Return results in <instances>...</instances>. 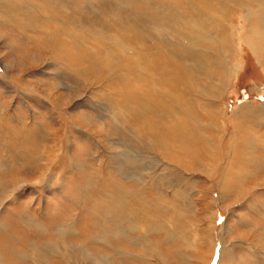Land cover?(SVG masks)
Listing matches in <instances>:
<instances>
[{"label": "rangeland", "instance_id": "374dc122", "mask_svg": "<svg viewBox=\"0 0 264 264\" xmlns=\"http://www.w3.org/2000/svg\"><path fill=\"white\" fill-rule=\"evenodd\" d=\"M238 1L216 0L228 5L214 51L164 23L165 6L197 16L184 0H0V264H264V64L243 47L253 18ZM65 27L76 33H62L65 45L48 38ZM164 46H176L183 74L175 86L166 76L144 115L148 72L129 62L167 57ZM186 111L198 121L195 154L178 136L164 149L152 132L159 119L190 129Z\"/></svg>", "mask_w": 264, "mask_h": 264}, {"label": "bare ground", "instance_id": "6f19581e", "mask_svg": "<svg viewBox=\"0 0 264 264\" xmlns=\"http://www.w3.org/2000/svg\"><path fill=\"white\" fill-rule=\"evenodd\" d=\"M150 0H147V2H149ZM182 1V0H181ZM238 1V0H237ZM240 1V0H239ZM238 1V2H239ZM26 2V1H25ZM28 2V1H27ZM128 2V1H127ZM236 2V4L238 3ZM136 3V2H135ZM17 4V3H16ZM155 4V3H154ZM235 4V6H236ZM30 5V4H29ZM178 5V4H177ZM183 5V4H182ZM228 5L227 3H224L220 4V6L222 7V10L217 7V4H216V0H184V6H186V8L188 7L189 10H192L193 13L195 12V14H197V16H187L186 14H184V10L183 9H178V7H171V6H165L163 7L165 10H166V14H163V21L166 20L165 16H169V17H173V19L175 20V23L172 22V27H174V31H172V34L174 33L176 36L178 35V37L182 36L188 41V42H191V41H195L196 45L199 46V47H202L203 44H206L204 45V48L206 49H210V50H216L215 49V45H213V43L215 42L216 45L217 43L220 45H223V42L226 41V38L225 36L220 33V31L218 29H220V27H222L221 25H224L226 23L225 21V17L220 15L219 13L223 12V7ZM241 9H243L244 11H246L248 13V15L250 17H252L253 19H248L247 20V25L244 26V30L245 32H248V35H245L243 36L242 34L239 35V37L242 39V41L245 42V45L246 46H243V47H246L247 49V52L254 58V60L256 61H263V64H264V18H263V15H264V0H248V2L245 1V3H238L237 4ZM33 6V5H32ZM138 6V5H137ZM146 9H149L150 10V3H144V5ZM174 6V5H173ZM34 9V8H33ZM240 10V9H239ZM56 11V10H55ZM118 11V10H117ZM151 11V10H150ZM235 11V10H234ZM236 12V11H235ZM234 12V13H235ZM117 13V12H116ZM147 14L144 13V16L147 18V20H150L149 22L150 23H155V26L157 24V22L155 21V16L154 14H152V12H148L146 11ZM149 14V15H148ZM174 14V15H172ZM194 14V15H195ZM219 14V15H218ZM151 15V16H150ZM153 15V16H152ZM236 15V14H235ZM217 16V17H215ZM149 17V18H148ZM213 17V18H211ZM224 17V18H223ZM234 17V16H233ZM227 19V17H226ZM229 19V18H228ZM67 21V20H66ZM72 22V21H71ZM167 22L168 21H164V23L167 25ZM68 23V21H67ZM66 23V25H67ZM70 23V22H69ZM162 23V22H161ZM72 24V23H71ZM133 23H130V26L127 25V33L128 32H135V28L132 27ZM135 24V23H134ZM43 25V24H42ZM51 25V24H50ZM48 25V26H50ZM65 25V26H66ZM44 26V25H43ZM54 26V25H53ZM57 26V25H56ZM68 26V25H67ZM163 26V25H162ZM165 26V25H164ZM171 26V25H170ZM58 27V26H57ZM64 27V26H63ZM62 27V28H63ZM88 27V26H87ZM46 28V27H45ZM81 28V27H80ZM51 29V28H50ZM55 28L51 29V32H47L49 34V39L50 40H54V41H57V42H62L65 43L66 42V38L64 36H62L63 34L62 33H66L67 35H75V31L73 28L71 27H68V29H66V27L61 30L58 31V30H55ZM57 29V28H56ZM169 30V29H168ZM232 31V30H231ZM77 32V31H76ZM161 32V31H160ZM79 33V32H78ZM167 33V32H166ZM165 33V34H166ZM82 34V33H81ZM118 34V33H117ZM225 34V32H224ZM244 34V33H243ZM97 35V34H96ZM131 35V34H130ZM102 36V35H100ZM104 36V35H103ZM235 36V35H234ZM77 37V35L75 36ZM131 37V36H130ZM127 38V37H126ZM132 38V37H131ZM176 38V37H175ZM212 38V39H210ZM232 38V37H231ZM29 39V38H28ZM95 39V37H94ZM111 39V38H110ZM117 39H120L119 37H117L116 35L113 37V42H117ZM165 39V38H164ZM169 39V38H168ZM172 39V38H171ZM174 39V38H173ZM209 39V40H208ZM33 40V39H32ZM73 40V39H72ZM101 40V39H99ZM202 40H205V42H202V44H199V42H201ZM80 41V40H79ZM96 41V40H95ZM112 41V39H111ZM134 41V40H133ZM183 41V40H182ZM214 41V42H213ZM31 42V41H30ZM49 42V41H48ZM97 42V41H96ZM186 42V41H184ZM29 43V42H28ZM39 43V42H38ZM95 43V42H94ZM122 43V42H121ZM67 44V43H66ZM96 44V43H95ZM100 44V43H99ZM179 44V43H178ZM48 45V44H47ZM65 45V44H63ZM73 45V43L71 44ZM173 45V44H172ZM67 46V45H66ZM74 47H77V46H80L77 42L73 45ZM100 46V45H99ZM123 46V45H122ZM174 46V45H173ZM45 47V46H44ZM69 47V46H68ZM68 47H63V49H67ZM101 47V46H100ZM124 47V46H123ZM128 47V46H127ZM220 47V46H219ZM218 47V48H219ZM48 48V47H47ZM126 48V46L124 47ZM203 48V47H202ZM221 48V47H220ZM54 49V48H53ZM52 48L49 47V51L52 52L53 51ZM71 50L70 52V55L72 56L73 59L77 60L79 59V55L78 53L73 49V48H68ZM67 49V50H68ZM81 49V48H80ZM102 49V47H101ZM105 49V48H104ZM134 49V48H133ZM77 50V49H76ZM106 50V49H105ZM114 50V49H113ZM130 50V49H129ZM159 49L155 50V56H151L148 55V54H143L142 57H141V60L142 61H130L129 64L130 65H133L134 67L138 66V65H142L143 68L148 72V75L146 76V82H145V85L146 87L144 88V102L143 103H139L138 108L141 109L142 113L144 115L147 114L148 110L153 106V104H149L147 101L148 100H152L153 98L152 97H156L157 95V91L159 93H161L160 90H165V91H162L163 94H165L166 91V88H167V77H171V83L173 85L171 86H175L176 83H178L179 81V77L180 76V73L181 75L183 74V67H180V63H178L177 61H174L173 60V51L175 52L176 51V46L169 49L168 46H164L163 47V51L165 50V52L167 53V57L165 55V53H160L158 52ZM112 51V50H111ZM117 51V50H116ZM160 51V50H159ZM217 51V50H216ZM222 51V50H221ZM220 51V52H221ZM107 52V50H106ZM110 52V51H109ZM108 52V53H109ZM115 52V51H114ZM54 53V51H53ZM57 53V52H56ZM59 53V52H58ZM69 53V51H68ZM80 53V52H79ZM176 53V52H175ZM217 53V52H216ZM55 54V53H54ZM105 54V53H104ZM133 54H135L133 52ZM222 54V53H221ZM90 55V54H89ZM101 55V54H100ZM114 55V54H113ZM119 55V53L117 54ZM176 55V54H175ZM95 56V55H94ZM93 56V57H94ZM99 56V55H98ZM103 56V55H101ZM112 56V55H111ZM109 56V57H111ZM122 56V55H121ZM126 56V55H125ZM220 56V55H219ZM224 56V55H223ZM222 56V57H223ZM90 57V56H89ZM92 57V56H91ZM90 57V59L88 58V60H92ZM105 57V56H103ZM153 59H150L152 58ZM160 59V61H157V59ZM180 57V56H179ZM71 58V59H72ZM106 58V57H105ZM113 58V57H112ZM116 58V57H115ZM176 58V57H175ZM218 58V57H217ZM225 58V56H224ZM72 59V61H73ZM100 60V58H98ZM111 59V58H110ZM109 59V60H110ZM120 59V58H118ZM130 59V58H129ZM236 59V58H235ZM93 60H96V59H93ZM102 60V59H101ZM107 61V59H105ZM104 60V61H105ZM114 59H112L113 61ZM127 60V59H126ZM177 60V58H176ZM196 60V59H195ZM219 60V59H218ZM60 61V60H59ZM81 61V59L79 60ZM78 61V62H79ZM104 61L102 62V64L104 63ZM111 61V62H112ZM116 61V60H115ZM115 61H114V65H115ZM225 61H228L227 59ZM82 62V61H81ZM88 62V61H87ZM96 62V61H95ZM109 61H107V64ZM80 63V62H79ZM97 63V62H96ZM99 63V62H98ZM262 63V62H261ZM85 64V63H84ZM90 64V63H89ZM93 64V63H92ZM112 64V63H111ZM226 64V63H225ZM113 65V64H112ZM120 65V64H119ZM199 65V64H198ZM217 65V64H216ZM221 65V64H220ZM223 65V64H222ZM81 68L83 66H81V64L79 65ZM96 66V65H94ZM126 66V65H124ZM218 66V65H217ZM225 66V65H224ZM228 66V65H227ZM226 66V67H227ZM89 67V66H87ZM91 67V65H90ZM110 67V66H109ZM219 67V66H218ZM225 67V68H226ZM229 67V66H228ZM227 67V68H228ZM95 68V67H94ZM194 68V67H193ZM220 68V67H219ZM218 68V69H219ZM224 68V67H223ZM97 69V67H96ZM95 69V70H96ZM207 69V68H206ZM93 70V69H92ZM91 70V71H92ZM94 70V71H95ZM109 70V69H108ZM124 70V69H123ZM137 70V68H136ZM204 70V69H203ZM229 70V69H228ZM80 71V70H79ZM90 71V70H89ZM127 71V70H126ZM195 71V70H194ZM218 71V70H217ZM222 71V70H221ZM99 72V71H98ZM110 72V71H109ZM114 72V71H113ZM123 72V71H122ZM143 72V71H142ZM93 73V72H91ZM125 73V72H124ZM138 73H140L138 71ZM108 73H106L107 75ZM230 74V73H229ZM145 75V74H144ZM201 75V74H200ZM222 76V75H220ZM143 77V76H142ZM145 77V76H144ZM189 77V75H188ZM191 77V76H190ZM109 78V77H108ZM187 78V77H186ZM230 78V77H229ZM145 79V78H144ZM143 79V80H144ZM210 79V78H209ZM224 79V77H223ZM190 80V79H189ZM106 81V80H105ZM108 81V79H107ZM106 81V82H107ZM181 81V80H180ZM186 81V80H185ZM226 82V81H225ZM127 83V82H125ZM227 83V82H226ZM136 84V83H135ZM184 84V83H183ZM111 85V83H110ZM180 85V84H179ZM155 86L157 87V89L155 88ZM159 87V89H158ZM112 88V87H111ZM120 89V88H119ZM180 90V89H179ZM112 91V90H111ZM141 91V90H140ZM197 91V90H196ZM200 91V90H199ZM173 92V91H172ZM175 92V91H174ZM198 92V91H197ZM178 93V92H177ZM195 93V92H193ZM199 93V92H198ZM123 94V93H122ZM117 95V94H116ZM174 96V95H173ZM172 97V96H171ZM178 98H181V94L177 95ZM214 98V97H213ZM193 99V98H192ZM182 100V99H181ZM197 101V100H196ZM160 102V101H159ZM175 102V101H174ZM208 102V101H207ZM181 103V102H180ZM209 103V102H208ZM111 104V103H110ZM166 104V103H164ZM203 104V103H202ZM200 104V105H202ZM172 105V104H171ZM177 105V104H176ZM243 106V109H245L246 107L248 109L250 108H254V103L252 102H246L244 104H242ZM189 106V105H188ZM208 106V105H207ZM223 106V105H222ZM227 106V105H225ZM239 106V105H238ZM113 107V106H112ZM202 108V106H201ZM222 108V107H221ZM223 109V108H222ZM226 109V108H225ZM130 112V111H129ZM249 112V111H248ZM128 113V112H127ZM223 113V112H222ZM252 113V112H251ZM115 114V112H114ZM130 114V113H129ZM215 114V113H214ZM115 115H118L115 114ZM120 115V114H119ZM131 115V114H130ZM83 116V115H81ZM139 116V115H138ZM131 117V116H130ZM171 117V116H170ZM173 117V115H172ZM184 117H185V121L188 122V119L190 120L189 121V124L191 125L190 129L188 128V125H186L185 123H183V120L179 119L178 118L176 119H172V120H169L168 124L166 123H163L160 119L158 121H156L155 123V127L153 128L152 132H153V136H158V137H163L164 141L165 142H162L161 145H164V149L168 150L169 147H171V144L173 141V139L178 136V137H181L183 140L185 139L186 142L190 147V150L189 152L191 151L192 154H195L196 152V149L192 148L193 145H194V142H195V139H196V130L198 129V121L196 120V118L193 116H191V114L189 112H184ZM242 117V116H241ZM75 122H80L81 119H80V116H76L75 117ZM85 118V117H84ZM122 118V117H121ZM146 118H148V116H146ZM86 119V118H85ZM89 119V118H88ZM240 119V118H239ZM245 119V118H244ZM111 120V119H110ZM147 120V119H146ZM74 122V121H73ZM88 121H86L87 123ZM238 122V121H237ZM239 122H242V119L241 121ZM79 124V123H78ZM222 124V123H221ZM240 124V123H239ZM244 125V124H242ZM224 126V125H223ZM236 126V125H235ZM40 127V126H39ZM240 127V126H239ZM24 128V127H23ZM245 128H246V125H245ZM248 128V127H247ZM117 129V128H116ZM155 129V130H154ZM195 129V130H194ZM24 130V129H23ZM235 130V129H234ZM236 131V130H235ZM245 131V130H244ZM244 131H242L244 133ZM28 132V131H27ZM41 132V131H40ZM246 132V131H245ZM249 132V131H248ZM127 133V132H126ZM223 133V132H222ZM29 134V133H28ZM26 135V136H29V135ZM40 134V133H39ZM48 135V134H47ZM149 135V133H148ZM31 136V134H30ZM44 136V135H43ZM151 136V135H150ZM241 136V135H240ZM236 137V136H235ZM243 137V136H242ZM24 138V137H23ZM25 138H28V137H25ZM37 138V137H36ZM222 138V137H221ZM245 138V137H244ZM45 139V138H44ZM151 139V138H150ZM250 140V139H249ZM24 141V140H23ZM227 141V140H226ZM242 141V140H241ZM225 142V141H224ZM20 143V142H19ZM110 143V142H109ZM191 143V144H190ZM227 144V142H225ZM252 143V142H251ZM250 143V144H251ZM22 144V143H21ZM61 144V143H60ZM223 144V143H222ZM231 144V143H230ZM244 144V143H243ZM256 144V143H255ZM239 145V144H238ZM249 145V143H248ZM252 145V144H251ZM21 146V145H20ZM241 146V145H240ZM250 146V145H249ZM56 147V146H55ZM174 146L172 145V149L171 151H169V155H172L175 156L176 154H179L180 150H176V148H173ZM178 147V146H177ZM231 147V146H230ZM245 147V146H244ZM23 148V147H22ZM246 148V147H245ZM178 149V148H177ZM208 149V148H207ZM224 149V148H223ZM249 149V148H248ZM253 149V148H252ZM56 150L60 151V147L57 148ZM219 150V149H218ZM231 150V148H230ZM238 150V149H237ZM19 151V150H18ZM211 151V150H210ZM217 151V150H216ZM251 151V149H250ZM248 150V152H250ZM264 151V150H263ZM55 152V151H54ZM162 152V151H161ZM226 152V151H225ZM207 154V152H206ZM209 154V153H208ZM221 154V152H220ZM232 154V152H231ZM230 154V156H231ZM167 155V156H169ZM199 155V154H198ZM214 155H217V154H214ZM248 155V154H247ZM246 155V156H247ZM243 156V155H242ZM58 157H60L59 155H55L54 159L56 158L58 160ZM170 157L169 160L172 158ZM220 157V156H219ZM218 157V158H219ZM252 157V156H251ZM216 158V156H215ZM230 158V157H229ZM33 159V158H32ZM168 159V158H167ZM224 159V158H223ZM237 159V158H236ZM252 159V158H251ZM228 160V159H227ZM249 160V159H248ZM257 160V159H256ZM154 161V160H153ZM218 161V160H217ZM224 161V160H223ZM244 161V160H243ZM251 161V160H250ZM158 162V161H157ZM247 162V161H246ZM256 162V161H255ZM254 162V163H255ZM154 163V162H153ZM213 163V161H212ZM218 163V162H217ZM238 163V162H237ZM249 163V161H248ZM246 163V164H248ZM252 163V162H251ZM220 164V163H219ZM159 165V164H158ZM261 165V164H260ZM214 166V165H213ZM221 166V165H219ZM223 166V165H222ZM240 166V165H239ZM238 166V167H239ZM263 167V165H262ZM163 168V167H162ZM220 168V167H219ZM227 168V167H226ZM233 166L232 168L228 169L229 170V173L227 174L226 176V181L225 183L228 185L225 186L227 188H232L233 186V181L235 179H237V177L239 178V173L238 171L237 172H234L233 171ZM165 169V168H164ZM174 169V168H173ZM208 169V168H207ZM212 169V168H210ZM209 169V170H210ZM222 169V168H221ZM239 169V168H237ZM241 169V168H240ZM239 169V170H240ZM216 170V169H214ZM220 170V169H219ZM171 171V170H170ZM211 171V170H210ZM161 172V171H160ZM215 172V171H214ZM208 173V172H207ZM211 173V172H210ZM221 173V172H220ZM220 173H216L218 175H220ZM246 173V172H245ZM47 174V173H46ZM46 174H42L43 175V180L42 182L44 181H48L49 179L51 178H47L48 175ZM168 174V173H167ZM247 174V173H246ZM52 175V174H51ZM211 175V174H210ZM238 175V176H237ZM215 176V175H214ZM51 177V176H50ZM219 177V176H218ZM216 177V178H218ZM225 177V176H224ZM40 178V177H39ZM222 179L224 180V178L222 177ZM219 181V180H218ZM221 181V180H220ZM223 182V181H222ZM240 182V181H239ZM218 183V182H217ZM20 184V183H19ZM35 184V182L33 183ZM178 184V183H177ZM219 185V183H218ZM241 185V184H240ZM260 186V185H259ZM234 188V187H233ZM88 192V191H87ZM96 192V191H95ZM97 193V192H96ZM218 193V192H217ZM243 193V192H242ZM90 195V194H88ZM14 195H11V197H13ZM86 196V195H85ZM92 199V198H91ZM136 200V199H135ZM106 201V200H105ZM106 203V202H105ZM94 207V206H93ZM110 212V211H109ZM116 222V221H115ZM118 223V222H117ZM213 227V226H212ZM211 227V228H212ZM264 233V232H263ZM196 237V236H195ZM264 239V238H263ZM196 241H199L200 240H196ZM225 243V242H224ZM214 244V243H213ZM212 246V245H211ZM222 249V248H221ZM228 249V248H227ZM88 252V251H87ZM84 255V253H82ZM229 254V252H228ZM232 255V254H231ZM233 256V255H232ZM70 257V256H69ZM85 257V256H84ZM232 258V257H231ZM89 259V258H88ZM71 261V260H70ZM69 261V262H70ZM73 261V260H72ZM71 261V262H72ZM79 261V260H78ZM85 262V261H84ZM93 262V261H92ZM209 262V261H208ZM221 262V261H220ZM96 263V261H95ZM94 263V264H95ZM210 263V262H209ZM208 263V264H209ZM219 264V263H218Z\"/></svg>", "mask_w": 264, "mask_h": 264}]
</instances>
